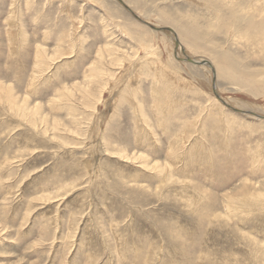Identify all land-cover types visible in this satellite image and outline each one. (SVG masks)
Returning a JSON list of instances; mask_svg holds the SVG:
<instances>
[{"label": "rangeland", "instance_id": "obj_1", "mask_svg": "<svg viewBox=\"0 0 264 264\" xmlns=\"http://www.w3.org/2000/svg\"><path fill=\"white\" fill-rule=\"evenodd\" d=\"M0 264H264V0H0Z\"/></svg>", "mask_w": 264, "mask_h": 264}, {"label": "water", "instance_id": "obj_2", "mask_svg": "<svg viewBox=\"0 0 264 264\" xmlns=\"http://www.w3.org/2000/svg\"><path fill=\"white\" fill-rule=\"evenodd\" d=\"M187 60L192 63H198V61L194 58H187Z\"/></svg>", "mask_w": 264, "mask_h": 264}, {"label": "bare ground", "instance_id": "obj_3", "mask_svg": "<svg viewBox=\"0 0 264 264\" xmlns=\"http://www.w3.org/2000/svg\"><path fill=\"white\" fill-rule=\"evenodd\" d=\"M167 29V28H166ZM260 117V116H259Z\"/></svg>", "mask_w": 264, "mask_h": 264}]
</instances>
